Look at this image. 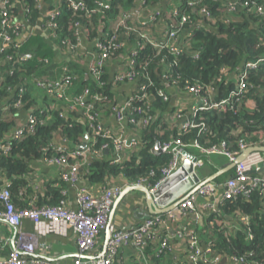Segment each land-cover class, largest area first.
<instances>
[{
    "label": "trees",
    "instance_id": "16d2710c",
    "mask_svg": "<svg viewBox=\"0 0 264 264\" xmlns=\"http://www.w3.org/2000/svg\"><path fill=\"white\" fill-rule=\"evenodd\" d=\"M44 1L46 0H23L29 22L33 23ZM77 1L84 3V9H73L67 2L56 0L46 11L48 13L60 4L59 14L54 19L55 26L48 31L57 45L65 49L73 46V51L76 50L80 43L79 31L89 42L103 41L102 33H106L108 36H116L118 42L124 44L122 49L114 51L106 60L103 72L97 77L90 76L87 81H82L77 76L81 72L78 66L73 62L66 64L67 72L73 77L69 88L74 87L76 94L88 88L91 97L86 99V103L92 104L101 120L105 115L113 113V107H120L124 102H129L131 108L142 107L143 116H151L152 119L142 127L139 126V121L129 125L139 127V144L125 148L122 157L118 158L112 139L95 135L88 128L85 108L72 100L50 95H43L42 104L36 107L29 81L34 77L41 78L45 73L44 63L53 54L49 45L33 35L20 41L18 48L14 46L17 41L9 44L0 52V185L6 186L10 191L16 209L54 206L61 202L66 205V182L60 179L58 185L52 183L45 186V193L42 195L37 192L39 187L35 188L25 176L30 172L34 160L49 157L55 152L64 154L71 161H79L80 157L71 156L67 150H75L82 144L85 133L89 135L88 153L86 163L79 169V179L101 185H107L113 178H123L134 184L154 186L161 180V171L169 163L171 156L164 153L157 155L153 152V147L176 139L183 142L187 153L195 155L202 162L208 156L193 147L195 141L201 147L226 143L229 151L239 150L240 140L246 145H264V61L248 70L246 88L220 110L203 109L193 114L188 108L173 106L167 116L163 114L169 106L170 88L192 96L188 88L200 86V96L209 97L207 89L212 87V101L229 97L244 63L264 57V16L249 9L251 1L264 4V0H248L249 6L238 5L233 11L228 9V0H202L193 5H187V0H181L190 18L178 35L181 45L178 53L173 51L176 42L174 39L158 48L142 36L147 34L153 39H162L164 36L160 32L152 34L148 30H141L136 33L122 25L118 26L121 10L136 7V0H108L111 2L110 9L102 11L97 9L99 0ZM142 1L143 6L159 7L163 2ZM244 1L246 0H237L240 4ZM171 2L172 0H165L166 7H170ZM202 8L209 12L211 20L202 13ZM9 13L17 16L14 7L9 8ZM164 20L165 25L175 22L168 9L164 12ZM125 22L126 26L134 25L131 18ZM19 30H23V27ZM70 51L74 55L75 51ZM131 52H135L132 57L133 65L129 61ZM19 54L27 55L25 62L12 65L13 61L6 59ZM120 55L126 57L121 60ZM118 59L121 60L119 74L131 73L136 77L131 95L123 101L117 100L115 89L129 81L124 78L117 80L118 72L110 76V65ZM77 84L80 87L75 88ZM23 87L25 91L22 107H14V101ZM160 91L166 95L167 100H163ZM94 94H98L100 98H92ZM28 109H33L37 120L43 121L37 124L33 132H25L19 138L11 139L8 149L3 150L1 145L6 142L7 134L18 124L25 123L19 120V111ZM45 109L49 110L48 114ZM134 113L129 110L127 115L140 120ZM183 120H190L196 126L182 129L185 122ZM61 140L64 141L62 145L59 144ZM58 146L62 149L58 150ZM216 168L214 165L212 170ZM233 171L234 169L219 176L215 182L225 175H231ZM225 215L232 216L233 220L228 222ZM203 217V231L193 230L197 232L201 244H209L211 250L220 256L219 262L214 264H225L229 257L242 259V264H264V192L253 190L248 195L225 200ZM241 217L246 219L241 220ZM160 237L163 238L161 235ZM183 240L186 243L184 257L174 254L171 256L169 251L167 254L172 259L169 264H193L188 259L191 254L188 240L186 237ZM156 241H149L146 249L149 251ZM168 242L171 247L176 248L173 240L168 239ZM158 245L159 243L156 244L155 252H152L155 262L163 257L155 256ZM198 264L204 263L201 261Z\"/></svg>",
    "mask_w": 264,
    "mask_h": 264
},
{
    "label": "built area",
    "instance_id": "2783aa9c",
    "mask_svg": "<svg viewBox=\"0 0 264 264\" xmlns=\"http://www.w3.org/2000/svg\"><path fill=\"white\" fill-rule=\"evenodd\" d=\"M12 0H0V52H2L9 44L17 41L14 46L19 47V42L24 40L23 30H19L20 27L24 25L20 20L17 19V16L14 17L9 13V8L13 7L14 1ZM65 1L73 9H84V3L77 0H60ZM140 4H137L136 7L121 10L120 18L118 21V26L122 25L123 28L128 29L132 32H140L141 30L146 31L149 29V25L155 23L159 19H163V38L162 39H153L147 34L142 36L148 41L152 46L161 48L164 44L169 42V40L174 39L175 45L173 51L178 53L180 51L181 45L180 40L178 39L180 31L185 23L188 22L190 16L186 13L184 5L182 6L181 0H172L170 7H166V3L161 4V7L154 6L155 8L151 10L148 19L142 21L140 24L141 27L126 26L125 22L127 19L131 18L132 20L135 17L139 16L141 8L149 7L152 5L143 6L144 2L139 0ZM202 0H187V5H193L199 3ZM23 3V0H22ZM228 9L233 11L239 5L241 7H246L250 5L248 0L244 1L242 4L237 2V0H228ZM98 10L102 11L104 9H110L111 2L108 0H99L98 1ZM24 7V4H23ZM60 4H57L52 8L48 13H46V24L44 25L47 33L54 26V19L59 14ZM240 7V9H241ZM171 13L175 22L170 25H165L166 21L164 20V12L167 10ZM249 9L255 12L258 15L264 16V4H256L254 1H251V6ZM25 15L26 10L24 8ZM202 13L206 16L208 20H211L209 12L202 8ZM27 19V18H26ZM213 21V20H212ZM50 29V30H49ZM11 32H8V31ZM54 36V35H53ZM83 33L79 31L78 38L79 41L82 38ZM103 41H95V58L93 63L90 65V74L91 77H97L103 72L104 64L110 55L117 50L123 48V44L118 42L116 36H108L106 33H102ZM152 38V39H150ZM122 47V48H121ZM69 50H73V46L68 47ZM135 49V46L132 47V50ZM135 52H131L129 56L130 64L133 65L134 60L132 59ZM6 59L13 61V64H18L25 62L27 55H16L14 57L8 56ZM264 61V57L257 58L255 60H248L244 63L243 69L237 75L234 89L230 92L229 97L222 99L220 101L214 102L211 98L212 87L208 88L209 97H201L200 91L202 87L192 86L188 88V92L192 94V97L198 100L190 112L195 114L199 110L203 109H218L220 110L225 104H228L230 100L234 97H237L241 92L246 88V76L249 69L256 68L260 63ZM118 72L116 79L122 80L123 78L129 82H135L136 77L131 74H119ZM72 75L67 72L66 67L63 69L62 76L57 81H52L47 78H32L30 83L40 89L43 95H50L52 97L63 99V100H72L76 105L85 108L84 116L88 125V128L95 135H102L112 139L114 148L117 155H123L125 148L132 146H137L139 144V137L130 136L126 139H121L120 137H114L106 128L103 123V120L100 119L99 113L93 108L92 104L86 103V99L91 97V92L88 88H85L81 93H74L69 90L70 80ZM143 90L144 87L142 86ZM25 91L24 87L20 89L19 97L14 101V107H22V96ZM145 94V93H144ZM160 95L163 100H167L166 95L160 91ZM94 99H99L98 94L92 96ZM180 107V106H177ZM129 110H133L135 115L140 117V120L135 118L133 115H127ZM27 117L23 121L25 123H20L16 128L11 130L7 134V139L4 144L1 145L3 150L8 149V145L11 139L19 138L25 132H33L37 124L41 121H38L36 116L33 114V109L26 110ZM43 112V111H42ZM46 111L45 113H47ZM112 112L115 114L119 122H127L128 124H137L139 121V126H145L151 119V116H143L142 107L131 108L129 102H124L120 107H113ZM44 113V112H43ZM185 120H183L184 122ZM196 125L192 121H185L181 128H194ZM203 125L201 126V128ZM62 145V144H60ZM243 140L239 142V150L229 151L227 149L226 143H221L213 147H201L196 141L193 144V147L198 149L202 154H220L228 158L229 161H233L240 151L247 147ZM158 148L162 153L168 154L171 156L169 163L162 169L161 175L162 178L154 186L149 187L153 191L163 180L168 176L174 173L180 165L182 159H186L185 145L180 139L174 141L159 144ZM62 147L58 146V150H61ZM88 145L86 150H79L77 147L75 150L68 149L73 157H80L79 161H71L64 154H58L57 152L51 154L49 157H43L44 161L49 165H55L59 170V177L62 181L70 184H75L79 181V169L82 165L86 163V155L88 153ZM251 153L244 161L236 164L234 168L233 175L224 183L222 188V195L220 197V204L225 200H230L238 195H248L253 190H258L264 192V179L257 175H252L249 173L250 169L247 159L252 155ZM192 155V154H191ZM195 156V155H193ZM196 157V156H195ZM202 165L201 159L196 157V160L192 162L193 171H195L199 166ZM137 185H143V183H136ZM217 189V184L207 183L200 187L195 194L191 195L187 200L182 202L175 209L190 210L195 213V216L198 217V213L195 210L194 200L196 196H211L214 194ZM121 189L118 186H111L102 190L98 195L91 194L86 188H80L76 194L75 202L76 208H68L65 203L61 202L58 205L54 206H40L35 208H22L16 209L11 200L10 191L6 186L0 185V220L5 221L9 226L13 228H20L22 221L29 220L35 225H41L47 223L49 225V230L51 231L55 225L58 224H69L71 225L74 235L76 247L78 250L77 256L72 260L71 264H116L117 252L118 249L122 246H134L137 252L141 255L142 264H147L146 257L144 255L146 246L149 241L157 240L158 251L155 253L156 257L167 254L171 251V244L168 242V238H161L157 227L166 219L170 220L173 218L171 211L167 212L166 216L161 215H152L148 217L142 224L131 229V230H116L112 225L110 226V238L106 245V250L103 254L101 250L98 249V239L100 234L105 230L109 215L111 212V205L113 199L120 193ZM204 207L211 209L210 211L215 210V205L213 203L205 204ZM245 217H241V220H245ZM175 235L178 238L183 239L186 237L188 240V246L191 250V254L188 256V259L193 264H198L203 262L204 264H214L218 263L221 259L217 253H214L210 245L201 244L198 238L197 232L193 229L184 227L177 229ZM252 238V236H250ZM91 256V258H89ZM242 259L235 257H229L227 262H232L235 264H242ZM0 264H58L52 262L48 259L38 257L35 253V237L31 234H26L24 232L18 231L16 240L13 245L11 252L4 258L0 259Z\"/></svg>",
    "mask_w": 264,
    "mask_h": 264
},
{
    "label": "crops",
    "instance_id": "0c3cea01",
    "mask_svg": "<svg viewBox=\"0 0 264 264\" xmlns=\"http://www.w3.org/2000/svg\"><path fill=\"white\" fill-rule=\"evenodd\" d=\"M55 2L56 0L44 1L41 4L42 6L39 9L37 17L32 23L26 19L22 0H14L13 7L17 11V19L20 20V22H22L24 25L22 37L26 38L28 35L37 36L41 38L52 49V57L49 61L44 63L45 65L43 67V70L45 73H43L41 78H47L52 81H57L61 78L63 69L66 64H68L69 62H73L75 66H78L81 69V72H78L77 75L79 76V79H81L82 81H87L90 79L91 76L90 65L91 63H93V60L95 58L94 43L87 41V39L83 35L80 39V43L77 49L74 50L75 53L78 55H76L75 53L73 55V53L69 49L60 47L54 42V40L49 36L47 31L45 30L44 23L46 11L51 6H53ZM139 2L140 1L137 0V4H140ZM164 2L165 0H163L162 4H164ZM154 8V6L141 8L139 16L135 17V19L133 20L134 26L141 27L142 25L140 23L148 19L151 10ZM163 28V19L161 18L155 23L150 24V30L148 29V31H150L152 34L160 32L162 35ZM125 57L126 55H120L119 58L124 59ZM120 59L115 60L110 65V76H114L115 73L120 71V63L122 60ZM29 86L32 90V98L36 102V107H38L42 104L43 93L42 91H40V89L32 85L30 82ZM77 87H80V85H75V88ZM134 87V82H126L119 88L115 89L117 100L123 101L128 96H130ZM69 90L71 92H74L75 89L74 87H72L69 88ZM197 101L198 100L194 99L189 94L180 93L175 91V89L170 88L169 106L163 114L167 116L168 112L173 106H180L182 108H188L189 110H191V108L198 103ZM26 117V110L19 111L18 118L21 122H23ZM103 123L105 125V128L114 137H120L121 139H126L130 136L138 137L139 127L129 126L130 124H128L127 122H119L114 113L105 115L103 118ZM59 144H64V141L61 140ZM207 156L208 157L205 158L204 162H202V165L196 169L199 172L200 179L206 178L212 173H214L216 171L212 170L214 165L219 168L229 161L226 156L220 154H210V156ZM120 157H122L121 154L118 156V158ZM184 160L185 158L181 160L179 167L183 164ZM263 162L264 154L261 152H253V154L247 159V163L249 164L248 171L251 168L253 169L255 167H262ZM251 174L257 175L264 179V169L261 173ZM232 175L233 173H231V175L229 174L223 176L220 181L215 182L214 180V182H211L217 184V189L215 190L213 195L195 197L194 205L195 210L199 215L198 217H196L195 213L190 210L184 211L179 208L173 209L171 212L174 215L173 218H171L170 220H164L157 227L159 235H161L162 237H166L169 240H173V242L175 243L176 248L171 247V256H173L172 254H174L184 257V247L186 243L183 239H179L178 237H176L175 232L177 231V229L188 227L191 229H196L198 232L203 231L201 229V227H203V216H206V214L211 212V209H207L206 207H204V205L213 203L216 208L220 204L219 201L222 195L223 185ZM25 178L28 180L29 183L35 185V188L39 187L37 192L42 195L45 193V186L52 183H54V185H58L60 180L58 168L55 165L47 164L44 159L34 160L31 163V170L25 176ZM3 183L4 182H2V184ZM135 184L128 182L123 178H113L110 180L109 183H107V185L91 184L86 179L81 178L75 184L65 183L64 191L66 193V205L68 208H76L75 198L80 188H86L91 194L98 195L102 192L104 187L108 188L111 186H118L122 191L127 185ZM119 194L112 201L111 212L113 210V214L111 216V224L116 230H131L142 224L147 219L143 217L147 211L145 196L140 191H129L116 203L115 206H113L117 198L119 197ZM23 200H25L24 197ZM166 214L162 215L166 216ZM225 218L228 222L233 220L232 216L225 215ZM18 231L24 232L26 234H31L35 237V253L38 255V257L48 259L58 264H71L72 260L78 254L75 242V235L71 225L69 224L55 225L50 231L49 225L47 223H43L37 226L29 220H24L22 221L20 228H13L9 226L5 221L0 220V259L6 257L13 249V245L16 240ZM103 240L104 231L99 236V245L97 251L102 249ZM156 244H158V241L152 243L149 248V251L148 249H146L144 252L147 264H169V262L171 263L172 259L168 254L163 255V257L158 259L157 262L153 260L152 252H155ZM116 264H142L141 255L137 252L134 246H122L118 249ZM227 264L235 263L228 262Z\"/></svg>",
    "mask_w": 264,
    "mask_h": 264
},
{
    "label": "water",
    "instance_id": "95a60500",
    "mask_svg": "<svg viewBox=\"0 0 264 264\" xmlns=\"http://www.w3.org/2000/svg\"><path fill=\"white\" fill-rule=\"evenodd\" d=\"M88 142L89 135L88 133H85L82 144H80L77 148L79 150H86ZM153 152L157 155L162 153L158 148V145L153 147ZM253 152H261L264 154V145H249L243 148L233 161H228L221 167L217 168L214 173L203 179L199 178V172L197 170L193 171L192 162L196 160V157L186 152V159L183 164L174 173L163 180L153 191H151L145 184L127 185L121 191L113 206H115L116 203L129 191H140L144 194L147 205V211L143 216L144 218H148L151 215L165 214L177 208L182 202L187 200L191 195L195 194L196 191L203 185L214 182V180L219 176H222L228 171L234 169L236 164L244 161ZM263 169L264 162L262 163V167H255L251 169L249 173H261ZM112 214L113 210L110 212L109 220L104 230V240L100 254L105 252L107 242L110 238ZM89 258H91V256Z\"/></svg>",
    "mask_w": 264,
    "mask_h": 264
}]
</instances>
